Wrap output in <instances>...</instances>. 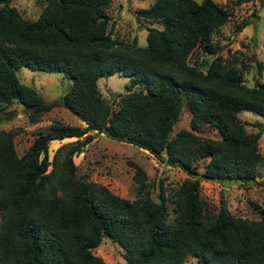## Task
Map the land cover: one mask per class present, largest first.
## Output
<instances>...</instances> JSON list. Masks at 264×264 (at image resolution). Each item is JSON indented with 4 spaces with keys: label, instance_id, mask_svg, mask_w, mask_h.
I'll use <instances>...</instances> for the list:
<instances>
[{
    "label": "trees",
    "instance_id": "16d2710c",
    "mask_svg": "<svg viewBox=\"0 0 264 264\" xmlns=\"http://www.w3.org/2000/svg\"><path fill=\"white\" fill-rule=\"evenodd\" d=\"M11 1L0 0V104H19L30 123L62 106L84 126L53 122L33 134L20 156L15 130L0 129V264H104L92 253L102 237L121 248L124 264H183L187 257L201 264H264V209L248 219L223 202L210 209L199 197L200 180L248 183L261 161L259 124H253L256 133L247 132L237 114L264 118V80L245 85L244 65L222 59L210 39L228 20L227 10L214 0H153L137 11L158 25L146 27L140 46L135 38L112 37L110 0H42L33 20L22 18ZM197 47L212 55L203 70L188 63ZM23 66L61 73L70 85L58 100L44 101L19 82L15 72ZM114 74L129 83L112 108L96 81ZM182 108L188 128L172 132ZM202 125L217 137L196 134ZM95 134L146 151L186 177L168 193L160 181L154 200L151 191H141L143 170L128 162L139 195L122 198L72 160ZM68 137L76 139L49 159L48 142Z\"/></svg>",
    "mask_w": 264,
    "mask_h": 264
},
{
    "label": "rangeland",
    "instance_id": "374dc122",
    "mask_svg": "<svg viewBox=\"0 0 264 264\" xmlns=\"http://www.w3.org/2000/svg\"><path fill=\"white\" fill-rule=\"evenodd\" d=\"M199 1V0H196ZM215 3L228 12L226 23L210 33L212 47L216 54L227 62L234 63L242 70L243 82L251 86L254 81L264 80V0H251L235 5L233 0H214ZM153 0H110L105 6L108 15V28L116 40L131 41L136 39L137 45L145 44L146 27L157 24L143 19L137 11L147 8ZM25 19L33 20L40 13L42 0H12L9 4ZM240 27V28H239ZM239 28V29H238ZM212 55L202 52L198 47L189 56L188 63L203 70V62H208ZM19 82L34 87L44 101L58 100L69 85L70 80L58 72H45L30 67H20L15 72ZM129 81L127 77L114 74L100 77L96 81L100 95L115 108L117 94L125 92ZM136 89V88H133ZM0 129L15 130L13 137L14 150L20 156L30 144L35 132H44L50 124L58 122L66 125L84 126L76 117L62 106H55L44 112L39 120L30 123L28 114L19 104L12 102L6 106L0 104ZM12 114L7 120L6 114ZM238 118L245 123L247 132L256 133L259 124L262 132L257 142L261 161L258 163L254 181L248 183H227L215 181H199V197L210 209H217L223 202L227 210L238 217L257 219L258 211L264 209V118L247 110H240ZM189 113L182 108L178 121L172 127V132L188 128ZM196 134L216 138V131L201 126ZM75 137L52 140L47 144V154L50 159L54 150L65 143L74 141ZM80 172H85L88 178L106 186L112 193L133 200L138 194V186L133 181L134 169L128 162H133L145 174V187L151 191L155 200L158 183L167 193L177 186L186 175L177 167L163 166L146 151L130 144L95 134L82 150L72 156ZM201 170L200 167L197 168ZM167 205L171 209L169 199ZM92 253L101 258L104 264H124L121 248L107 237H102ZM183 264H201L193 257H187Z\"/></svg>",
    "mask_w": 264,
    "mask_h": 264
}]
</instances>
